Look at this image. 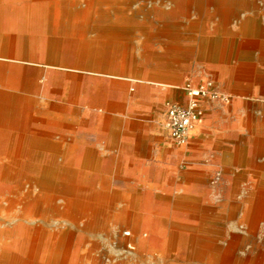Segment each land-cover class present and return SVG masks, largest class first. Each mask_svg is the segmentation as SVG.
I'll return each mask as SVG.
<instances>
[{
	"label": "rangeland",
	"instance_id": "rangeland-1",
	"mask_svg": "<svg viewBox=\"0 0 264 264\" xmlns=\"http://www.w3.org/2000/svg\"><path fill=\"white\" fill-rule=\"evenodd\" d=\"M222 3L0 0V92L20 108L15 133L4 122L12 112L0 108L3 180L19 191L3 195L4 207L12 198L33 202L29 220L20 207L0 211V264H264V219L219 218L162 187L197 172L196 193L219 204L234 185L264 182V0ZM160 62L171 67L162 77ZM193 100L203 117L179 145L166 109ZM111 122L131 125L129 139L134 123L147 126L142 146L120 161L109 146ZM14 150L46 152L47 166L81 172L82 191L65 188L62 173L30 180L31 156ZM105 192L119 201L87 204ZM125 202L148 218L145 235L130 236Z\"/></svg>",
	"mask_w": 264,
	"mask_h": 264
},
{
	"label": "crops",
	"instance_id": "crops-1",
	"mask_svg": "<svg viewBox=\"0 0 264 264\" xmlns=\"http://www.w3.org/2000/svg\"><path fill=\"white\" fill-rule=\"evenodd\" d=\"M222 1L223 3L220 5L229 3V0H222ZM207 2L211 3L213 2V0H207ZM242 49H248V50H253V51L257 50L256 47H253L251 45H247V47H244ZM258 49L259 51H264L263 46H260ZM218 52H219L218 49H215V50L211 49L210 51H208V54L212 56L214 54L217 55ZM157 67L160 68V70L158 71L159 73L158 76L160 77L163 76L161 75L162 73L161 71L167 72L168 69H171L168 63H163V62L157 63ZM7 95L8 94L4 92H0V105H1L0 108L3 111L7 109L12 112V114L8 116L4 122H5L6 127L10 123H13L14 126L7 127L6 131L15 133L20 128V122H19L20 108L15 105L16 103L14 104V101H13V104L7 103L6 101L8 97ZM134 124L136 125L135 127L137 130V133L133 135L134 139L128 138V136L130 135L129 131L134 130V128L131 125L127 127L126 129L127 131H122L121 128L116 129L113 122H111L110 124L108 133H109V136L111 137V141H110L109 146L111 148L119 149V155L117 156L118 161H120L121 158L123 159V157L126 154H129L130 150L135 148L136 145L142 146L143 144L142 141L144 142L146 138L148 137L147 136V126L145 124L141 122H136ZM0 130L2 129L0 128ZM253 133L255 134L254 130H253ZM259 146H260L259 147L260 149L264 148V144L262 143H260ZM14 153L16 155H30L31 156L30 164L36 165L39 172L62 173V175L58 177L60 178L59 180H61L65 188L67 189L77 188L78 193L82 191V189L79 186V181L81 179L82 173L72 171L68 168H61V167L58 168V167L47 166L45 162L43 161V159H45V157L49 155L48 153L38 152L34 150H14ZM54 155H57V153ZM100 161H102V163L108 162V160H105V159L100 160ZM133 170L145 171L138 167H136ZM159 171H163V170H159ZM190 174H191L190 178H187L185 181L180 182L179 184L166 183L164 185L163 183L165 182H163L162 187L166 189H175V190L177 189V190L182 191L184 194L190 197L197 198L203 206L207 207L208 211H212L219 218H226V217H229L231 214H235V215L238 214V218L243 219V218L248 217L246 214H250L249 218L256 219V220L264 219V182L253 183L246 187H242L240 185H234L231 187V191H230L232 199H229L228 201H225L223 203L214 204L209 201H206L204 198H202L196 193L194 178H196L197 172H190ZM71 181L75 183L72 187L70 185ZM154 186H155L154 184L150 183V187L153 188ZM237 194H241V198L237 199L236 197ZM74 195H68L69 201H70V196H74ZM72 201L84 204L82 201L73 200V199ZM118 201L119 199L116 196V194H114V196L112 197H109V193L105 192L104 195H102V197L98 199H94L91 203H87V204L101 205L100 207H102V205L116 204ZM123 204L128 205L126 207V212H127V219L130 221V236L132 235L134 237L133 239H135V237L139 235H142V234L145 235L144 234L145 229L141 227V221L148 219V218L147 217L140 218L139 215L133 214L129 210V206L131 205V202H125ZM237 206L239 208H237ZM136 223H137V226H135ZM227 230L229 231L230 227H228ZM124 264H130V261H127V263H124Z\"/></svg>",
	"mask_w": 264,
	"mask_h": 264
},
{
	"label": "built area",
	"instance_id": "built-area-1",
	"mask_svg": "<svg viewBox=\"0 0 264 264\" xmlns=\"http://www.w3.org/2000/svg\"><path fill=\"white\" fill-rule=\"evenodd\" d=\"M199 91L203 95L205 94L203 90ZM202 117L203 110L196 100H193L188 106L177 103L169 104L166 109V128L170 138L179 145H185L188 142L190 131Z\"/></svg>",
	"mask_w": 264,
	"mask_h": 264
},
{
	"label": "bare ground",
	"instance_id": "bare-ground-1",
	"mask_svg": "<svg viewBox=\"0 0 264 264\" xmlns=\"http://www.w3.org/2000/svg\"><path fill=\"white\" fill-rule=\"evenodd\" d=\"M200 91L198 89H193L192 90V94L193 95H197L199 94ZM192 130L190 131L189 134H191ZM6 158V157H5ZM7 160V159H6ZM24 162V160H22ZM8 162V160H7ZM6 164V163H5ZM18 166V165H17ZM12 169V168H11ZM22 169V168H21ZM15 170V168H14ZM16 171V170H15ZM14 171V172H15ZM5 172H6V169H5V166H1L0 165V211H2L4 208H7V207H4V202L5 200L4 199V196L5 193L8 191L11 195H15V194H18V190L16 189H13V188H10L8 186L5 185L4 183V175H5ZM38 169L36 167V165L34 164H30L29 168L27 169V177L30 179V180H33L36 178V176L39 174L38 173ZM22 174V173H21ZM11 175V174H10ZM21 178V177H20ZM20 182V181H19ZM11 184V183H10ZM19 186V185H18ZM40 186V185H39ZM38 186V187H39ZM42 187V186H40ZM34 188V187H33ZM44 191V190H43ZM42 191V192H43ZM39 192V191H38ZM45 193V192H44ZM44 196V195H43ZM11 197V196H10ZM9 198V197H8ZM43 198V197H42ZM7 199V198H6ZM50 202V201H49ZM8 203V202H7ZM47 205V204H46ZM17 207H20L22 208V213H23V218L24 220H29L30 219V215H31V212H32V208H33V202L31 201H26L24 199H20V198H12L10 201H9V204H8V208L7 210H15ZM50 207V205H49ZM4 215V214H3ZM2 215V216H3ZM4 217V216H3ZM6 219V218H5ZM95 219V218H94ZM40 220V219H38ZM55 220V219H54ZM63 220V219H62ZM22 222V221H21ZM24 223V222H23ZM25 224V223H24ZM34 224V223H33ZM24 226V225H23ZM135 226H137V223L135 224ZM5 227V226H4ZM3 228V227H2ZM7 229V228H6ZM11 229V228H10ZM34 231V230H33ZM69 234V233H68ZM14 236V235H13ZM26 236H23L21 241H17L16 244H15V249L17 250V252H24L25 251V247H23V244H24V241L26 239ZM76 236V235H75ZM132 236V235H131ZM4 238V237H3ZM16 238V237H15ZM67 240V239H66ZM69 242V241H68ZM10 245V243H9ZM31 245V244H30ZM64 249V248H63ZM6 254V253H5ZM39 255V254H38ZM82 256V255H81ZM84 256V255H83ZM38 258V257H37ZM27 259V258H26ZM80 259V258H79ZM64 260V259H63ZM82 260V259H81ZM85 260V259H84ZM20 261V260H19ZM69 261V260H68ZM83 261V260H82ZM6 264H16L14 262H10V261H5ZM78 264V263H77Z\"/></svg>",
	"mask_w": 264,
	"mask_h": 264
}]
</instances>
